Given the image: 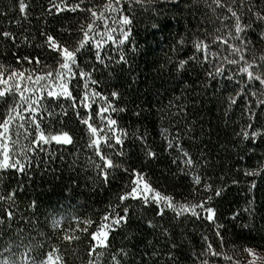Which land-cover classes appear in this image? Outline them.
Masks as SVG:
<instances>
[{
	"label": "trees",
	"instance_id": "1",
	"mask_svg": "<svg viewBox=\"0 0 264 264\" xmlns=\"http://www.w3.org/2000/svg\"><path fill=\"white\" fill-rule=\"evenodd\" d=\"M32 2V0H29ZM49 0H34L30 8L28 20L21 17L18 10L17 0H0V32L9 31L16 37L15 43L10 38L0 35V65L6 68H18L30 71L35 68L42 71L45 64H52L57 54L48 49L44 43L46 37L41 35L46 31L54 35L62 42L73 43L79 38V28L88 22V14L80 12L64 11L51 16L42 14L48 6ZM75 2V0H71ZM231 3V0H226ZM248 0H246V3ZM102 3V0H97ZM212 0H184L188 9L183 12L179 24L174 20L169 28L162 32H155L151 28L154 22V13L151 10H138L133 26L132 39L137 42L136 51L130 50L131 45L124 49L129 64H113L108 68L95 61L93 56L80 61L81 67L90 71L95 66L93 78L100 81L96 86L97 91L108 95L113 90H118L121 97L114 100L116 107H126V112L112 113L113 118L118 120L119 126L129 132L124 150L127 154L126 166L139 169L147 174V178L153 186L163 193L171 194L177 201L187 199L198 203L211 192H204L200 186H195L190 177L179 172L180 153L176 149L166 151L167 143L162 138V131L167 129L173 136L179 130L181 133V145L193 156V159L203 157L207 163L201 169L203 176L213 187L227 185L223 197L214 198L211 202L216 209V220L209 222L205 219H196L188 216L181 217L179 221L173 219V213L169 212L163 219L155 217L152 209H145L136 202L131 203L135 211L132 219V227L118 231L110 237L112 242L111 252L122 246L143 250L150 245L161 251L169 247L167 238L161 235L162 228H169L171 238L181 245L179 264H197L191 256L194 251L199 254L205 242L203 236H207L213 247L231 257L226 260L221 257H200L201 260L209 259L210 264H241L250 257L243 251L244 247L255 249L260 259L257 264H264V173L260 176H245V169H256L264 164V140H258L255 145L249 141H241L236 133L246 127L247 117L244 114V101L241 99L228 111L227 97L235 95L231 86L220 91L205 90L201 85L205 78L204 70L198 64L189 63L187 71L183 74L176 71L175 65L180 59H188L195 52L194 41L205 40L210 43L216 36H224L231 30L234 20H221L223 15H229L226 8L211 10L207 5ZM184 4L181 7H184ZM213 7H215L213 5ZM239 11L238 5H233ZM19 20V24L11 22ZM241 24L250 25L244 35L251 41L252 51L247 55L259 56L264 53V41L256 37L264 32V21L256 20L246 11L241 16ZM227 25V27L225 26ZM184 37L183 46L177 41ZM25 37L27 40H25ZM230 42H232L230 40ZM238 43V42H237ZM16 45H19L17 47ZM220 41L211 44L213 50L219 48ZM105 54L113 58L119 56L116 47L106 44ZM227 49V45L223 46ZM227 55V52H223ZM31 56L39 57L41 63H17L16 57ZM195 69V70H193ZM80 90L76 91L73 84L74 95H82L84 81L79 82ZM190 86V87H189ZM238 90V89H237ZM111 99V97H110ZM61 105L67 110V116L55 120L48 126L46 132L55 134L59 131H68L73 137L72 145H60L52 142L43 145V151L37 150L42 157L39 169H33L26 175L21 176L14 170H6L0 173V191L5 193L15 188L18 183L24 185V190L18 197L20 209L25 215H29L26 206L35 199L38 211L33 222L29 225L26 221H20L19 225L13 224V228L23 229V236L31 235L35 243L37 229L46 233L51 239L48 244L58 245L63 253L67 248L65 259L67 264H89L88 246L90 236L88 233H75L81 239L69 244L62 241L63 230L75 227L72 217L79 216L99 221L109 203L115 202L117 195L122 191L125 178L119 175L109 184L105 185L96 177L95 170L87 166L86 157L93 153L87 148L88 131L82 126L75 112L70 107L71 101L61 100ZM183 104L186 112L177 114L176 107L169 105ZM99 107V102L93 105V110ZM142 111L140 117L133 115L135 111ZM57 113L59 107H55ZM81 115L82 108H77ZM27 116V113H25ZM137 129L146 133V143L149 148L156 151L158 156L155 160H146L141 151V143L132 138V133ZM191 129V131H188ZM188 132L184 135V132ZM13 139H16L13 134ZM20 143L27 144L21 130ZM62 157V158H61ZM244 157V159H241ZM177 159V164L172 160ZM237 181L233 184L232 181ZM255 182L256 187L250 188ZM254 200L256 216L253 222L244 209L248 207V201ZM233 213H240L238 219L233 220ZM52 219H60L61 225L54 229L51 226ZM153 220L155 229L149 228L147 221ZM222 224L220 229L224 238V245L220 247V239L215 235L216 224ZM248 224L249 227H243ZM139 225V227H137ZM95 230L94 227L89 231ZM132 233L131 240L126 239ZM7 235H14V233ZM18 242V241H17ZM47 249V244L45 245ZM19 260L23 248L14 249ZM11 257V253H6ZM95 259V257H91ZM163 264V256L159 257ZM99 264H110V257H105Z\"/></svg>",
	"mask_w": 264,
	"mask_h": 264
},
{
	"label": "snow or ice",
	"instance_id": "2",
	"mask_svg": "<svg viewBox=\"0 0 264 264\" xmlns=\"http://www.w3.org/2000/svg\"><path fill=\"white\" fill-rule=\"evenodd\" d=\"M18 10L21 17L28 20L30 8L34 0H17ZM184 0H49L48 6L43 9L42 14L49 16L60 14L64 11L80 12L88 14V22L79 28V38L73 43L62 42L54 35L42 31L41 35L46 37L44 43L48 49L56 53L57 56L52 64H45L42 71L35 68L30 71L18 68L5 67L0 65V173L6 170L19 172L21 176L28 174L34 168L39 169L42 157L37 154V150L43 151V145L52 142L60 145H72L73 137L68 131H59L55 134L46 132V129L55 120L67 116V110L61 105V100L71 101L70 107L75 112L79 123L88 131L87 148L93 153L87 156V166L95 170L96 177L105 185L114 181L119 175L124 180L122 191L117 195L116 201L109 203L99 221L91 218L81 219L79 216L72 217L75 227L63 230L62 241L71 244L72 241L80 240V235L75 233H88L90 242L88 246L89 264H99L108 255L110 264H161L159 257L163 256V264H179L181 245L174 242L171 238L169 228H162L161 235L167 238L169 247L166 251H161L150 245H146L143 250L137 249L135 244L131 247L122 246L111 252L112 242L110 237L118 231L132 227V219L135 211L131 203L136 202L145 209H152L155 217L163 219L169 212L173 213V219L179 221L181 217L188 216L196 219H205L209 222L216 220V209L211 205L214 198L223 197L227 185L213 187L203 176L201 169L207 163L203 157L193 159V156L181 145V133L178 130L173 136L167 133V129L162 131V138L166 141V151L176 149L180 155L179 172L190 177L195 186H200L204 192H211L212 195L205 196L198 203H193L187 199L177 201L171 194L163 193L153 186L147 178V174L136 168L126 166L127 154L124 150L126 141L129 139L127 129L119 126L118 120L113 118L112 113L126 112V107H116L113 103L121 97L118 90H113L106 95L97 91L94 86L100 81L93 78L95 66L90 71L81 67L80 61L93 56L95 61L104 65L105 68L113 64H129L128 57L124 51L130 44V50L135 53L137 42L132 39L133 26L138 10L154 13V22L151 28L155 32H162L169 28L175 20L180 23L182 14L188 9ZM213 5L215 7H213ZM238 5L239 11L233 7ZM211 10L226 8L229 15H223L221 20H234L232 26L235 34L230 30L227 38L216 36L211 44L220 41L219 48L213 50L210 43L205 40L194 41L196 52L188 59H180L176 65V71L183 74L187 71L189 63L198 64L205 72L202 87L207 91H220L231 86L235 95L227 97V108L225 115L236 105L239 100L244 101V114L247 117L246 127L236 133L241 141H249L253 145L258 140H264V53L258 57L247 55L252 51L251 41L244 35L245 30L250 27L241 24V16L246 11L255 17L256 20L264 21V0H212L207 5ZM0 15H6L0 12ZM19 24V20L11 21ZM227 27V25H225ZM5 38H10L15 43L16 37L9 31L0 32ZM264 41V32L256 37ZM25 40L27 38L25 37ZM230 40L232 42H230ZM238 42V43H237ZM184 37L177 41L183 46ZM109 44L115 46L119 51V56L113 58L105 54L104 46ZM227 45V49L223 46ZM19 47V45H16ZM226 51L227 55L223 52ZM17 63L27 61L28 63L40 64L39 57L17 56ZM195 70V69H193ZM84 81L82 95H74L73 84L76 91L80 90L79 82ZM190 87V86H189ZM238 89V90H237ZM111 97V99H110ZM99 102V107L93 110V105ZM55 107L60 108V112L55 111ZM176 107L177 114L185 113L186 106L183 104L173 105ZM77 108H82L84 114L81 115ZM143 110L135 111L133 115L140 117ZM27 113V116L25 115ZM21 130L27 144L20 143ZM188 131H191L189 129ZM15 134L16 139H13ZM187 135L188 132H184ZM132 138L139 141L142 145L141 151L146 160H155L158 153L147 146L146 133L142 134L137 129L132 133ZM62 158V157H61ZM177 159L172 163L177 164ZM244 159V157H241ZM264 173V164H260L256 169H245V176H260ZM233 184L237 181H232ZM256 187L255 182L250 184V188ZM24 185L18 183L15 188H11L6 193L0 191V264H67L65 256L67 248L62 253L58 245L48 244L51 237L37 229L35 243L34 238L29 235L27 243L23 236V229L13 228V224L19 225L20 221L32 224L38 204L35 199L31 200L26 208L29 215H25L20 209L18 197L23 193ZM253 222L256 216L254 200L248 201V207L244 209ZM240 213H233L232 219L236 220ZM61 225L60 219H52L51 226L54 229ZM149 228L155 229L156 225L152 219L147 221ZM95 230L89 231L90 228ZM139 227V225H137ZM224 225L216 224L215 235L220 239V247L224 245V238L220 229ZM243 227H249L244 224ZM6 233L14 235H7ZM132 233L128 239L131 240ZM205 242L203 250L197 254L192 252L191 256L197 264H210L209 259L201 260L200 257H221L230 260L231 257L224 256L217 251L213 244L205 235L202 237ZM18 241V242H17ZM47 244V249L45 245ZM23 248L20 259L16 256L14 249ZM250 259L244 264H257L260 259L259 253L251 248L244 247ZM11 253V257L6 255ZM95 259H91V257ZM236 264H241L237 261Z\"/></svg>",
	"mask_w": 264,
	"mask_h": 264
}]
</instances>
